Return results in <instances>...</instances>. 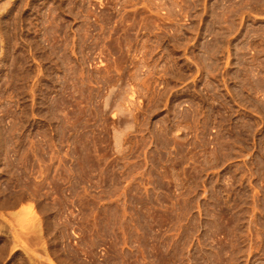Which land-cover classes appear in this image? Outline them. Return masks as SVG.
Instances as JSON below:
<instances>
[{
	"label": "rangeland",
	"instance_id": "rangeland-1",
	"mask_svg": "<svg viewBox=\"0 0 264 264\" xmlns=\"http://www.w3.org/2000/svg\"><path fill=\"white\" fill-rule=\"evenodd\" d=\"M0 264H264V0H0Z\"/></svg>",
	"mask_w": 264,
	"mask_h": 264
}]
</instances>
